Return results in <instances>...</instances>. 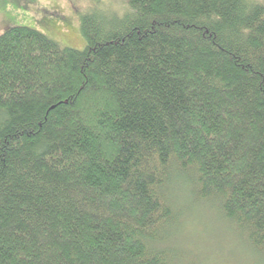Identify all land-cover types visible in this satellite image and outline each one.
Listing matches in <instances>:
<instances>
[{
  "label": "trees",
  "instance_id": "obj_1",
  "mask_svg": "<svg viewBox=\"0 0 264 264\" xmlns=\"http://www.w3.org/2000/svg\"><path fill=\"white\" fill-rule=\"evenodd\" d=\"M123 1L0 34V264H181L176 186L264 257V4Z\"/></svg>",
  "mask_w": 264,
  "mask_h": 264
},
{
  "label": "rangeland",
  "instance_id": "obj_2",
  "mask_svg": "<svg viewBox=\"0 0 264 264\" xmlns=\"http://www.w3.org/2000/svg\"><path fill=\"white\" fill-rule=\"evenodd\" d=\"M125 10L123 0H0V34L12 26L27 27L82 51L86 44L79 32V13L94 11L113 19ZM177 187L171 188L170 196L177 198L174 209L181 210L182 228L170 245L181 254V264H264L244 235L222 219L216 204H189V187Z\"/></svg>",
  "mask_w": 264,
  "mask_h": 264
}]
</instances>
